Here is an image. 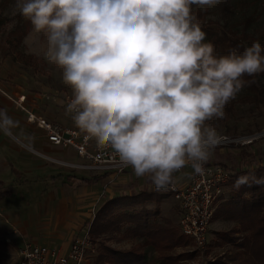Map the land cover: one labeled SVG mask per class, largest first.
I'll return each mask as SVG.
<instances>
[{
    "label": "clouds",
    "instance_id": "1",
    "mask_svg": "<svg viewBox=\"0 0 264 264\" xmlns=\"http://www.w3.org/2000/svg\"><path fill=\"white\" fill-rule=\"evenodd\" d=\"M220 0H14V9L46 38L45 60L72 90L66 104L76 129L110 148L155 190L174 187L186 167L204 174L222 137L208 125L264 73V48L217 55L192 6ZM17 121L0 109V131ZM264 184L241 175L233 187Z\"/></svg>",
    "mask_w": 264,
    "mask_h": 264
},
{
    "label": "rangeland",
    "instance_id": "2",
    "mask_svg": "<svg viewBox=\"0 0 264 264\" xmlns=\"http://www.w3.org/2000/svg\"><path fill=\"white\" fill-rule=\"evenodd\" d=\"M13 5L14 0H0V23L2 24L0 26V109L6 110L8 115L17 121L16 125L25 123L31 125L32 123L28 119L30 111L27 110V106H22L25 104V96L23 103L18 102L21 98L18 95L24 93L27 97L30 96L29 100L32 106H38L40 110L45 112L50 110L56 115L70 117L66 115L65 107L66 97L72 96V90L63 83L62 70L45 60L46 38L44 34L35 33L31 25L23 38L18 51L25 56L33 58L31 62L28 60L21 61V59L9 53L10 46L14 43L12 32L15 31L20 19L23 18L14 9ZM196 9H201V7L193 5L192 10ZM206 14L205 19L206 23H208L206 25L218 30L221 34L237 35L242 39L244 47H250L253 41L257 40L261 44L264 43V0H220L216 5L206 6ZM22 107L26 109L22 111ZM224 110L226 116L223 119L214 117L211 121L206 122L208 125L215 127L219 135H245L264 130V73L259 74L255 86H245L234 100L229 101ZM21 120L25 122L23 123ZM5 133L15 143L24 147L27 152L37 154L36 151L21 144L12 132L7 131ZM263 140L257 146L263 145ZM252 147L250 146L247 149ZM39 155L51 158L43 154ZM62 155L61 152L60 156ZM6 158L7 154L0 150V179H3L1 177V164L6 165ZM54 158L58 157L55 156ZM236 160L239 163L241 162L240 158H236ZM48 163L54 169L53 174L49 178L42 179L35 175H23L20 181L14 177L3 179L5 184L1 189L2 192L10 190L14 196L0 200V225L7 224L9 216L14 214L10 211L21 210L25 206L26 201H29L32 205L46 204L47 212L42 211V215H46V217L43 216L39 219L41 225L39 230L47 222L51 229H44L41 234L47 240L55 239V243L44 242L42 244L60 247L64 244L63 241L71 230V222L74 225L76 222L71 219L54 216L55 210L58 209L60 204V193L57 191L60 188H64L63 186L67 184L64 178L72 175L69 172L70 170L51 164L49 161ZM253 173L241 175H253ZM236 179L237 177L233 178L231 183H229L233 185ZM251 190L252 188L247 185L241 186L239 189L235 188L234 192L229 193L231 194L230 197L226 193L227 195L216 203L209 231L210 244L204 253L198 254L193 243L184 237L185 245L175 248L171 254L176 256L179 254L191 255L190 259L183 261L184 264H210L223 260L227 256L233 257L237 251L235 246L222 243L220 238L219 241L222 245L217 246L212 244V241L218 240V235L222 233L228 234L232 232V235L239 238H243L246 235L242 230L243 215L247 214L252 208L250 206V201H252ZM158 198L157 200L159 201L164 199L163 197ZM222 204H225V206ZM243 204L247 206L246 210L243 209ZM218 206H221L220 209ZM163 208L167 216L175 222L174 229L177 231V235L183 236L178 227L180 216L178 203L172 200H165ZM131 210L138 211L134 210V208ZM258 213L264 215V205L258 209ZM13 217L15 218L14 215ZM129 227V225H126L119 231H109L96 238V240L92 238L93 248L88 254L86 264H95L99 254L100 243H104L116 250H128L133 246L140 247L137 242L139 241L138 239L127 235L126 230ZM94 241H96L97 245H95ZM140 248L143 250L142 247ZM1 256L2 253L0 252ZM148 256L151 257L150 255Z\"/></svg>",
    "mask_w": 264,
    "mask_h": 264
},
{
    "label": "crops",
    "instance_id": "3",
    "mask_svg": "<svg viewBox=\"0 0 264 264\" xmlns=\"http://www.w3.org/2000/svg\"><path fill=\"white\" fill-rule=\"evenodd\" d=\"M22 96H25V104L22 106H27L26 108L30 111L29 113H35L52 123H60L62 126L75 128L71 117L64 115L59 116L50 110H47L46 112L42 111L38 106H32L29 100L30 96L27 97L24 93L18 95L19 98ZM21 121L23 123L25 122L24 120ZM31 123V125L29 123L16 125L9 130V132H12L21 144L28 146L31 150L36 151L37 154L27 152L24 147L10 139L7 133L4 131L0 132V150H3L7 154V158L5 159L6 165L1 164V177L3 179L14 177L20 181L23 175H35L42 179L49 178V176L53 174L54 169L49 165V160L39 154L50 156L57 160L60 158L61 161L66 162L75 163L81 161L73 150L64 149L51 144L46 138L45 131L39 128L36 123ZM259 142L252 145L253 147L250 149H247L250 146L244 148L215 149L211 156V160L213 163L220 164L229 170L232 174V179L237 177V175L249 174L256 171L260 166L264 167V144L257 146ZM60 151L63 154L62 156H60ZM55 156L58 158H54ZM235 157L237 159L240 158L241 162H237ZM50 163L54 164L52 162ZM5 166L7 167L5 168ZM69 172L72 176L64 178L67 184L63 186L64 188H60L57 191L60 193V208L58 207V209L55 210L54 215L71 219L76 222L74 225L70 221L72 225L70 228L71 230L63 241L64 244L60 247L50 244H42L44 242L55 243V239L47 240L41 234L44 229H51L47 222L44 223V227L39 230L41 228L39 219L43 216L46 217V215H42V211L47 212V206L42 203L32 205L29 201H26L25 206L21 210L10 211L14 214L9 216L7 224L0 225V229L5 231V234L3 235V243H0V252L2 253V256L0 257L2 261L1 264H17L18 249L27 243L47 246L51 249L57 250L61 255L68 254L73 240L83 236L88 227L92 224L93 214H97L99 208H101L107 201L113 200L117 197H133L140 194L153 196L152 199L145 202V205H138L134 207V210L153 211L155 209H160V215L150 222L155 225L166 226V222L169 221L170 225L175 227V222L167 216L166 211L163 208L165 200L175 201L172 194H170L168 189L163 191L155 190L153 184L147 177H136L133 169H129L118 176L103 173L92 174L81 171ZM175 176V184L184 186L186 178L179 175ZM3 179H0V200L6 198L9 199L14 196L13 192L10 190L2 192L1 189L5 184V180ZM230 183L225 190V193H228L229 195L228 197L231 195L229 193L234 192L235 189ZM158 197H163L164 199L159 201L157 200L159 199ZM223 206H225V204ZM220 207L218 206L219 209ZM172 221L174 225L172 224ZM135 239L139 240L137 241L138 243L142 242V239L139 237H136ZM142 248L143 250H140L147 254V260H152L153 262L154 259H157L158 254L152 248ZM86 263L87 260L84 264Z\"/></svg>",
    "mask_w": 264,
    "mask_h": 264
},
{
    "label": "built area",
    "instance_id": "4",
    "mask_svg": "<svg viewBox=\"0 0 264 264\" xmlns=\"http://www.w3.org/2000/svg\"><path fill=\"white\" fill-rule=\"evenodd\" d=\"M72 96L66 97V104ZM24 96L18 102L23 103ZM25 109L22 107V111ZM28 119L46 133L47 140L54 146L73 150L80 162H66L46 157L50 162L70 171L92 174L121 175L132 169L119 159L110 148L99 149L94 140H85L84 134L76 128L65 127L29 113ZM221 144L216 149L244 148L264 138V130L245 135H220ZM174 175L186 178L184 186L169 187V192L179 205V229L181 234L193 243L198 254L204 253L210 244L209 231L216 203L226 195L225 190L232 174L224 166L213 163L211 158L205 165L204 174H196L186 167ZM96 213L93 214V221ZM90 227L81 237L75 238L68 254L37 244H24L18 249L17 264H84L93 248Z\"/></svg>",
    "mask_w": 264,
    "mask_h": 264
},
{
    "label": "trees",
    "instance_id": "5",
    "mask_svg": "<svg viewBox=\"0 0 264 264\" xmlns=\"http://www.w3.org/2000/svg\"><path fill=\"white\" fill-rule=\"evenodd\" d=\"M192 14L206 33V41H210L215 45L217 55H226L230 48L237 45L241 46V51L243 50L244 44L240 37L227 33L221 34L218 30L206 25L208 24L205 19L206 10H192ZM30 27V21L21 18L15 31L12 32L14 43L10 46L9 53L15 55L21 61L28 60L31 62L33 59L18 51ZM261 46L264 48V43ZM258 76L259 74L254 77L245 76L244 79L249 81L246 86H255ZM253 175L258 178L264 177V167L260 166L254 171ZM251 188L252 201H250V206L252 208L247 214L243 215L242 230L246 235L243 238H239L232 235V232L219 234L218 240L212 241V244L222 245L219 241L220 238L222 243L232 244L237 248V251L233 257L227 256L223 260L210 264H264V215L258 213V209L264 205V184H252ZM152 197L148 194H140L133 197H117L107 201L99 208L91 224L90 234L96 240L104 233L119 231L122 227L129 225L130 227L126 230L127 235L133 238H141L140 247L152 248L158 254L157 259H154L153 262L152 260H147V254L143 253L139 246H133L128 250H116L104 243H100L99 254L95 264H184L183 261L192 257L189 254H179L177 256L171 254L175 248L185 245L186 241L184 236L177 235V231L174 227H171L169 221L166 222V226H159L150 222L160 215L159 209L154 211L131 210L138 205H145V202L152 199ZM243 205V209L246 210L247 206ZM4 234L5 231L0 229V243H3ZM94 243L97 245L96 241Z\"/></svg>",
    "mask_w": 264,
    "mask_h": 264
}]
</instances>
